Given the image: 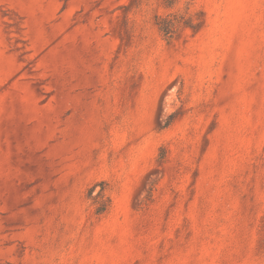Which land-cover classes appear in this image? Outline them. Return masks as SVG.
<instances>
[{"label": "rangeland", "instance_id": "obj_1", "mask_svg": "<svg viewBox=\"0 0 264 264\" xmlns=\"http://www.w3.org/2000/svg\"><path fill=\"white\" fill-rule=\"evenodd\" d=\"M0 264H264V0H0Z\"/></svg>", "mask_w": 264, "mask_h": 264}, {"label": "trees", "instance_id": "obj_2", "mask_svg": "<svg viewBox=\"0 0 264 264\" xmlns=\"http://www.w3.org/2000/svg\"><path fill=\"white\" fill-rule=\"evenodd\" d=\"M155 25L157 26L159 32L162 34V36L165 39H170L174 33V30L172 28V24L170 21L166 18H157ZM92 189L89 190L88 196L91 198ZM99 199V203L96 201ZM94 198H91L93 200V203L95 205H100L96 208L97 214H102L106 211L107 207L109 206V199L103 194V190L97 194V196Z\"/></svg>", "mask_w": 264, "mask_h": 264}]
</instances>
